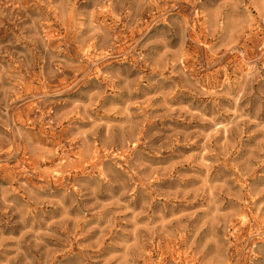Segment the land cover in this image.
Instances as JSON below:
<instances>
[{"label": "rangeland", "instance_id": "374dc122", "mask_svg": "<svg viewBox=\"0 0 264 264\" xmlns=\"http://www.w3.org/2000/svg\"><path fill=\"white\" fill-rule=\"evenodd\" d=\"M264 0H0V264H264Z\"/></svg>", "mask_w": 264, "mask_h": 264}, {"label": "built area", "instance_id": "2783aa9c", "mask_svg": "<svg viewBox=\"0 0 264 264\" xmlns=\"http://www.w3.org/2000/svg\"><path fill=\"white\" fill-rule=\"evenodd\" d=\"M262 24H263V26H264V19H263V21H262Z\"/></svg>", "mask_w": 264, "mask_h": 264}]
</instances>
